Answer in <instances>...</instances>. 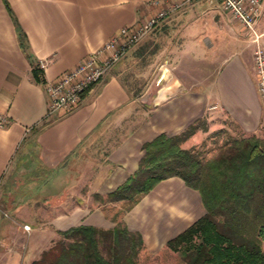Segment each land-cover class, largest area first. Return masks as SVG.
Returning a JSON list of instances; mask_svg holds the SVG:
<instances>
[{"label": "crops", "instance_id": "obj_1", "mask_svg": "<svg viewBox=\"0 0 264 264\" xmlns=\"http://www.w3.org/2000/svg\"><path fill=\"white\" fill-rule=\"evenodd\" d=\"M261 1L256 30L264 42ZM153 9L150 0H0V183L12 162L33 163L27 169L33 175L24 184L32 196L12 208L17 229L0 209V264H29L60 236L59 230L80 223L112 227L121 220L141 234L142 249L158 253L168 248L167 240L206 210L197 188L178 175L161 178L117 218L107 214L98 195L137 168L142 143L159 132L176 133L204 119L206 128L181 142L187 147L208 127L239 128L241 135L259 129L264 107L254 41L217 0H194L166 16L179 24L177 54L186 69L174 74L166 65L163 75L172 80L154 96L131 92L112 69L86 88L75 106L49 110L47 80L97 50L118 27ZM12 17L26 35L29 56ZM193 60L201 61L195 75L187 69ZM37 61L44 83L33 76ZM195 82L201 84L187 87ZM7 230L22 234L21 240L9 235L6 242Z\"/></svg>", "mask_w": 264, "mask_h": 264}, {"label": "trees", "instance_id": "obj_2", "mask_svg": "<svg viewBox=\"0 0 264 264\" xmlns=\"http://www.w3.org/2000/svg\"><path fill=\"white\" fill-rule=\"evenodd\" d=\"M12 18L29 56L26 35ZM32 72L36 81L45 82L39 61ZM199 127L206 128L202 118L176 133L159 132L144 141L137 168L105 193L107 200L125 201V210L161 178L178 175L200 191L206 208L166 242L178 251L180 262L264 264V137H235L214 157L203 159L181 145ZM59 232L29 264H137L143 244L141 234L121 220L112 227L80 223Z\"/></svg>", "mask_w": 264, "mask_h": 264}, {"label": "rangeland", "instance_id": "obj_3", "mask_svg": "<svg viewBox=\"0 0 264 264\" xmlns=\"http://www.w3.org/2000/svg\"><path fill=\"white\" fill-rule=\"evenodd\" d=\"M169 17L161 20L140 39L132 43L120 58L108 69V71L113 69V71L117 73L120 81L133 93H147V95L154 96L157 88L163 86L165 82H169L168 80H172L170 76L168 77V75L165 76L161 74L162 68L166 65H172L174 74L180 71V68L186 69V64L182 67L180 57L177 54V50L181 48L182 42V34L177 30L179 24L170 23ZM194 64H198L199 66L201 61H189L187 69H189L193 75L197 74L200 68V66L196 67ZM186 84L187 87L193 84L196 86L197 84L200 85L201 82ZM212 127L213 128H207L206 132L203 134L204 136L199 141L195 142L193 145L187 146L199 152V154L203 156V159L214 157L225 149L227 144L235 137H240L243 133L239 128L225 131L223 127L220 129L216 126ZM251 134L264 137V119L259 129ZM32 165L33 163L29 164V166L26 164L24 165L22 161H17L16 164L12 162L0 183V209L6 212L7 215L3 216H6L9 224L13 225L14 229H17L16 226L19 225V222L13 216V206H15L16 203L22 202L27 196H32L31 192H26L27 190L24 185L25 182L29 180V177L33 175V173L27 172L28 167H32ZM37 197L38 195L34 197V199ZM97 200L103 202V207L106 208L107 214H110V216L113 215L115 218L119 216L120 212L126 206L123 200L118 202L107 200L106 194L98 195ZM11 228L13 229V227ZM16 234L15 232H11V230H7L4 235V240L7 242L9 240V235L15 236V239L18 241L21 240L22 234ZM52 242H50V244ZM3 247L4 242H0V250H2ZM103 251L106 253L105 248ZM136 260L137 264H180V255L177 250L169 246L158 253H150L141 247L137 253Z\"/></svg>", "mask_w": 264, "mask_h": 264}, {"label": "built area", "instance_id": "obj_4", "mask_svg": "<svg viewBox=\"0 0 264 264\" xmlns=\"http://www.w3.org/2000/svg\"><path fill=\"white\" fill-rule=\"evenodd\" d=\"M194 0H150L154 9L143 19L126 23L118 27L101 46L79 59L74 65L62 70L53 79L45 82L49 110L69 109L81 99L82 92L92 83L99 80L108 69L120 58L125 50L140 39L163 18L178 8ZM232 16L236 17L251 34L254 41L252 50L256 72L257 90L264 107V42L256 24L263 11L261 0H217ZM42 64V61H41ZM168 68L164 66L162 73ZM4 117L0 115V124ZM27 228V224H24Z\"/></svg>", "mask_w": 264, "mask_h": 264}]
</instances>
